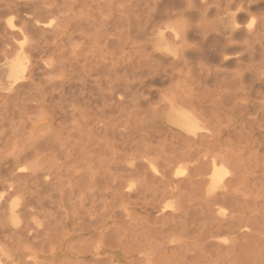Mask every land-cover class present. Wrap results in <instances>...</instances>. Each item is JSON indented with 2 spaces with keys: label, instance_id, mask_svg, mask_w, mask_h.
<instances>
[{
  "label": "bare ground",
  "instance_id": "1",
  "mask_svg": "<svg viewBox=\"0 0 264 264\" xmlns=\"http://www.w3.org/2000/svg\"><path fill=\"white\" fill-rule=\"evenodd\" d=\"M174 1L176 0H141L144 6L148 2V7H139L136 3L137 9L132 11L128 8L129 17L124 16L127 19L121 22L119 18L115 19V0H0V34L2 32V37H6L0 63H11L5 84L9 91L7 98L12 99H0V107L29 106L30 109L33 104L28 105L29 101L28 103H36V107L41 106L42 109L53 103L61 108L58 127L63 129L65 124H69L66 131L69 144L63 162L64 181L60 179L62 176L51 175V170L41 173L36 166L30 165L36 163L34 159L30 158L31 167L21 166L22 162L28 161L26 154L16 153L6 167L0 162V193L4 194L3 201L0 200V262L3 259L7 264H47L49 261L40 256V253L52 249L57 238L61 237H57V233L64 226L71 227L77 237L73 251H77L80 260L75 264H114L115 259L112 257L107 261L100 258L103 250L124 253L128 257H125V264H264V19L255 31L249 30L247 26L243 27L241 23L244 14L252 9L262 10L264 16V7L260 9L259 0H211L215 5L212 13H226L229 16L230 25L220 34L208 24L210 12L204 13L203 18L193 24L196 17L192 8L188 6L187 10L175 13L172 6ZM187 1L189 4L193 3V0ZM236 3L237 6L234 7L233 4ZM133 4L128 6L135 7ZM160 5H164L162 8L165 10L160 26L165 32L155 37L156 32L153 30L149 39L150 47L158 57H162L157 54L158 37L162 38L161 41L167 37L179 47L178 53L167 49L166 53H171V57L162 58L164 62L170 61V72H164L160 76L162 83L172 84L175 76H178V82L173 86L174 90L169 89L172 95L167 98V105L158 106L162 109L159 111L160 116L158 111L152 110L153 112L143 113L147 117L138 118L140 109L138 113L135 111L136 118L133 120L132 117L131 122L121 119L126 122L125 125L117 120L124 129L117 132L115 126L118 123L110 124L112 119L107 122L101 119L107 117L103 114L110 117L112 113L116 114L112 103L116 92L115 34H118L120 28L115 33V27L129 29L143 26V23L140 24L141 20L133 18L143 16V20L145 15L147 18L157 11L161 12L157 10ZM118 9L116 8V12ZM5 15L18 19L20 27L17 28L10 19L2 22ZM137 28L136 30H141ZM126 33L129 35L128 31ZM207 33H211L214 43L204 35ZM228 33L230 35L226 37ZM143 36L139 38L142 39ZM197 38L202 40L203 45L208 42L213 45L208 51L201 47H190V39ZM123 43L122 41V45ZM122 45L118 46L123 47ZM138 51L139 48L136 52ZM31 52L42 55L47 52L58 53L57 59L49 63L46 66L49 68L45 70L48 75L49 72L53 74L52 71L60 70L62 76L52 85L45 82L43 88L37 91L41 87L39 84L35 87L38 93L31 91L34 97L25 90L29 98L24 97L25 95L21 98L20 92L25 84L33 85ZM143 53L145 54L144 51ZM196 55L217 63L219 68L229 69L225 73L220 72L224 73V80H220L224 77L223 74L221 77L215 75L216 78L219 77L217 84L228 88L225 100L218 103L217 108L214 105L210 107L207 103L210 107L207 108L208 111L201 110L202 105L195 107L192 98L190 99L193 95L190 88L196 81L190 76V60ZM137 58L142 61L145 59L139 56ZM152 61L154 62L153 58ZM145 63L150 62L145 59ZM178 65L181 70L174 72ZM1 66L0 64V68ZM145 68L147 64L144 70ZM132 69L135 70L134 67ZM231 69L234 70L230 71ZM1 72L0 70V74ZM151 72L149 71V75ZM143 73L146 72L142 71L139 75H144ZM127 74H130L129 71ZM145 75L148 76V73ZM155 76L156 74L153 77ZM204 78L208 82V75ZM121 91L125 90L122 88ZM125 94L127 97V93ZM253 98H261V102L250 103ZM18 100L26 104H19ZM133 102L132 105L128 103L131 106L138 103L135 106L139 108L140 102ZM221 105L225 106L224 116L228 123L225 129L218 128L222 120L215 116L216 112H220ZM101 107L104 108L103 111L100 110ZM133 108L129 110L132 114L127 113L130 117L133 116ZM2 110L4 111L3 108ZM11 110L12 108L8 113L5 111L6 114L0 112V116L5 114L7 120ZM16 110L14 109L15 114ZM24 110L25 108L23 112ZM14 113L12 110V116ZM189 113L198 115V119L187 118ZM148 117L150 119H146ZM161 117L167 119V122L160 120ZM0 121H3L2 118ZM8 122L11 131L6 130L7 128L3 130L4 124L1 129L12 135L10 139L15 138L16 130L20 131L19 128L14 129L18 120L14 124ZM250 122L260 125L258 135L263 136L255 147H251L246 137V125ZM150 125L154 126L153 129H156L155 126L162 128L166 125V134H159L161 129L158 128L159 131H154L151 135L148 131ZM224 133L230 134L227 138L232 148L227 150L222 147ZM4 134L3 136L6 135ZM60 134L62 133L57 132L56 136ZM231 139L237 142H231ZM5 146L7 148L6 144ZM251 168L255 171L250 188L256 189L254 198L249 196L247 189ZM115 170L118 174L121 173L116 185ZM50 176L54 177L50 179ZM2 179L5 184L1 182ZM60 180L64 184H59ZM29 183L40 190L34 193L35 196L31 194L25 198L23 185ZM49 192L57 197L55 196V202L47 204L45 200L51 201L48 196H52L47 195ZM43 194L46 198L41 196ZM133 201L140 205L139 214L131 215L126 212L125 207ZM18 205L20 214H17ZM117 207L121 211L115 216ZM30 209L38 210L44 215L43 225H33V219L29 215H34V212ZM94 221L97 222L94 224ZM103 221L105 224L96 229V225ZM224 236L229 237L223 240ZM173 242L174 246L166 247ZM87 252H92L88 263ZM19 253L25 255L22 260L14 263ZM49 263L56 264V261Z\"/></svg>",
  "mask_w": 264,
  "mask_h": 264
},
{
  "label": "rangeland",
  "instance_id": "2",
  "mask_svg": "<svg viewBox=\"0 0 264 264\" xmlns=\"http://www.w3.org/2000/svg\"><path fill=\"white\" fill-rule=\"evenodd\" d=\"M177 1H178V3H177ZM196 1L193 0V3L192 4H189V2L187 0H176V1H174V4L172 5L173 8L175 9L174 12L175 13H178V12L182 11L183 9L187 10V8L189 6L190 9L192 8V11L194 12L195 17H196V21L193 24H196L200 19H202L203 16L205 15L204 13H207V12L209 13L210 12V16L208 17V24H210L213 27V29H217L220 34H223V31H224L225 27H227V26L230 25L229 20L225 18V16L226 17H229L228 14H224L225 15L224 16V15H217L215 13H212L215 10V5H213V3L211 2V0L210 1L209 0H196ZM180 2L181 3L183 2L182 3L183 6L181 5ZM133 3H135V4H133ZM136 3H137V5H139V7L144 6L143 5L144 3H141V0H139L138 2H137V0H115V19L116 18H119L121 20V22H122V20L125 21L129 17V13H127V12H130V11H128V10L130 8H131L130 10H132V11H135V9H137V7L135 6ZM120 4L121 5L126 4V5H124L123 8H121V5ZM129 4H131V5L133 4L135 7H133V6L132 7H129L128 6ZM185 4H186L187 7L185 6ZM187 4H189V5H187ZM196 4H198V5H196ZM207 4H208V6H207ZM259 4H260V9H262L264 7V0H259ZM148 5L149 4L147 2L146 6H144V7L146 8V7H148ZM212 6H214V7H212ZM233 6L234 7L237 6V3L236 4H233ZM162 7H164V5H162V6L160 5L157 8V10H160L161 12L157 11L155 14L149 15L147 17V18H149L148 20H150L151 23H150V21L147 20V18H145L146 15H145V17L143 19V20L146 19V21H144L145 23L142 20L143 16H139L140 18L139 17L138 18L137 17L133 18V19H137V20H141L142 21L140 24L143 23L142 24L143 26H140L139 25V26H137L138 28L137 27H134V28H129L128 29V27H126V28L125 27H120V26L117 27L115 25L116 26L115 27V33H116L117 29L120 28V29H118L119 31H117L118 34H115V42H116L115 43V45H116L115 46V50H117V51H115V91L116 92H115V98L113 99L115 101H112V103H113V105H115V108L114 109H116V112H114V113H116V114H113L112 113L111 114V117L109 115H107V114H103V115H105L107 117H102L101 118L102 120H104L106 122L112 119L111 120L112 122L110 124H117L118 122L121 121V119L124 120V121H126V122L130 120V122H131L132 117H134L133 120L136 118V116H134V113L136 115L140 109H141L140 112H139L140 115L138 116V118H141L143 116L145 117L146 115L143 114V113L146 112V111L149 113V112H153V111L156 110V111H158L157 114L159 115V111L162 110L160 107H162V105H167V98L169 99L170 95H172V93H171L170 90L171 89H173V90L175 89L173 86L178 82V76H175V79L173 80L172 84H170L169 82H163V83L161 82L162 81L161 80V77H162L161 75H163L164 72L165 73L170 72V68H171L170 61H168L169 63L168 62H164L162 57L165 56V57L170 58L168 55H166L167 49L170 48L171 50L175 51L174 53H178L179 47L176 46L169 38L164 37L163 38L164 41L160 42V45H158L160 51L157 50V54L160 55V56H162V57H158V56H155L153 54V52L151 50V47H150V41H149L150 36H151V33H153V30L156 32L154 34V36H156L159 33L165 32L160 27L162 25L161 24V20L164 19V15L163 14H165V10L163 11V8ZM116 8L117 9L119 8L117 10V12H116ZM123 13H124V15H123ZM124 16H126L127 18L124 17ZM121 17L123 19H121ZM9 19L12 20L13 24L17 28L20 27V23L17 21L18 19H16L12 15H5V17L2 18L1 21L2 22H5L6 20H9ZM262 19H264L263 11L262 10H256V9L254 10V9H252L251 12H249L247 14H244V17H242V19H241V23L243 24V27L247 26V28L249 30L255 31L257 29V27L259 26L260 21ZM145 24H147V25H145ZM148 24H149V26H148ZM145 26L147 28H145ZM154 27L155 28L157 27L156 30H155ZM136 28L137 29H141V30H139L141 33H139V31L136 30ZM132 29H134V30L132 31ZM127 31L129 32V35L126 33ZM149 31H150V33H149ZM133 32H135L134 33V34H136L135 36H134ZM138 33H139V35L141 34V36H139ZM1 34H2V32H1ZM1 34H0V37H1L2 40H0V44H1L0 45V57H2L4 55V51H3L4 47L3 46H5V42L4 41H6L5 40L6 37L3 38ZM125 35H128V36H125ZM204 35L205 36L207 35L206 37H208V39L210 41L213 40L212 37H211L212 36L211 33H207V34H204ZM142 36H143L144 39L143 38L140 39ZM145 39H146L147 42L145 41ZM122 41L124 42L123 45H122ZM126 41H128L127 44L125 43ZM3 42H4V45H2ZM119 42H121V43H119ZM214 42H215V40H213L212 43H214ZM212 43H210V45H209V42H208L207 45L206 44L203 45L202 44V40H200L199 38H197L195 40L194 39H190L189 46L190 47H192V46L201 47V48L207 50L209 47H211V45H213ZM119 44L122 45L123 47L118 46ZM135 44H137V45H135ZM255 45H257V44L255 43ZM129 46L131 48L132 47H134V48H132V50H131V48H128ZM117 47H119V48H117ZM138 48H139V51L136 52V50H138ZM1 50L3 51V53H2ZM143 51L145 52V54L143 53ZM161 51H162V53H161ZM48 53L49 52H47L46 54L42 55V54H37L35 52H31L30 61H31V66L34 67L33 78H32V81H31V82H33V85L27 86V83L25 84L26 86L23 87L22 91L20 92L21 98L28 97L29 94L32 93L33 91H34L33 92L34 94L35 93H38V92H36V90L37 91H40V88L42 89L43 88V85L46 84L45 82H49L50 83L49 85H52L55 81L60 80V77L62 76L60 70H58V71L56 70L57 71V74H56V71H52L53 74L51 72H49V75H48V72L45 70V68L46 69L49 68V67H46V66L49 65V63H51L52 61H55L57 59V57H58V53H56V54L55 53L53 54V52L49 53V54H52V55H49ZM134 54H136V55H134ZM141 55L143 57H145V59H146L147 62H150V63H145V59ZM138 56H139V58L140 57L143 58V61H142V59L139 60L137 58ZM152 58L154 59V62L152 61ZM202 59H203V57L199 58L196 55L195 57H193V59L190 60L191 68H192V73H191L190 76L191 77H194V79L196 80L192 84V86L190 88L191 89V92L193 94L190 97V99L192 98L193 103L195 104V107H199L200 105H202L201 110H203V109L206 110L209 107L208 104H210V107H211V105H214L217 108L218 105H219L218 103L224 102L225 96H226V92H227L228 88L227 87H224V85H218L217 84L218 81H216V80H218L219 77H221L220 75L223 74L222 76H224L225 71L227 72V70H229V69L219 68L218 65H217V63H212L210 61H206V59H203V60ZM156 60H158V61H156ZM155 61H156V63H155ZM160 61H162L163 63L160 62ZM135 62H136L137 65L136 64L134 65ZM138 62H139V64H138ZM140 62L143 63V65H140L141 64ZM0 64L2 65L1 68H0V70L2 71L1 74H0V99L6 100V99H8L7 98V95L9 94V91L7 90V84H5V81H6V78H7L8 73H9L8 70H10L11 63L10 62H6V63L5 62H1ZM144 64H145V66H144ZM146 64H147V68H145V70H144V67H146ZM149 64H151V65H149ZM138 65H139V67H136ZM155 65H156L157 68L155 67ZM39 66H40V69L42 68V71L39 69ZM132 66L135 68V70L132 69L133 68ZM153 66L156 68V70H155V68ZM161 66L163 67V69H162ZM126 67H128V68H126ZM140 67H141V70L143 72L144 71L146 72V73H143L144 75H141L142 74V71H140ZM125 68H126V71L127 72L125 71ZM152 68H154V70ZM200 68H202V70H200ZM130 69H132L133 71L130 70ZM150 69L152 70V72H151ZM122 70H124V71H122ZM136 70L139 71V73H141V74L139 75V73H137ZM146 70H148V72ZM158 70H159L160 73L158 72ZM178 70L179 71L181 70V66H179V65H178L177 69L174 72H177ZM232 70H234V69H231L230 71H232ZM39 71H41V72H39ZM128 71H129L130 74H127ZM131 71L134 72V74H137V75L131 74L132 73ZM149 71L151 72L150 75H149ZM200 71H202V72H200ZM122 72H124V74ZM220 72H224V73H220ZM147 73H148V76L145 75ZM218 73H220V74H218ZM126 74H127V76L124 77V75H126ZM155 74H156V76L158 74H160V75H158L157 77L156 76L153 77ZM206 74L208 75V78H207V81L208 82H205L204 81L205 80L204 77L207 76ZM130 75L131 76L134 75V76L131 77ZM215 75H219V77L216 78ZM135 76H137V78ZM140 76L142 77V79H141ZM46 77H48V78H46ZM158 77H160V79ZM135 78H136V80H134ZM224 78H225V76L224 77H221L220 80H224ZM126 80L129 83L132 82L133 85H130L131 83L130 84L127 83ZM133 81H135V82H133ZM157 82H159V83H157ZM210 83H211L212 86H210ZM39 84L41 85V87L39 86V88L35 90V87H37ZM121 86H123V87H121ZM130 87L132 89L136 87L137 90L136 89H133L134 91L131 92L132 89H130ZM122 88L125 91H121ZM25 90L27 91V93H29L28 96H26L27 94H26V91ZM128 91H130V92H128ZM117 92H119V94ZM133 92H135V93H133ZM125 93H127V97H126V94ZM129 93H131V94H129ZM178 93H179V95L181 94V92H178ZM34 94H33V97H34ZM136 94H138V95H136ZM22 95H25V96L22 97ZM206 98L208 100H206ZM217 98H218V100H217ZM127 99L128 100H132V102L133 101L134 102H140L139 103L140 104L139 105V108L136 107L138 103L134 104V106H131L132 105V102L131 101H128ZM133 99H135V100H133ZM136 99H137V101H136ZM8 100L12 101V99H8ZM124 100H126V101H124ZM252 100L253 101L250 102V103H256L257 104V103H260L261 102V98H259V99H254L253 98ZM18 101H19V104H23L24 103V102H21L20 103V100H18ZM127 101L130 102L131 105ZM28 102H27L28 105L33 104L32 107H30V109H29V106L28 107L21 106V107H17V108H15L16 106L15 107L14 106H8V107L5 108L4 107L5 105H3V106L0 107V109H1L0 112L1 113H4L5 111L8 113V111L11 108H12L13 113H14V109L15 110L17 109L16 110V114L14 113L13 116H12V110L10 111L11 114H10V117L7 116V120L8 121H11L13 124L15 122H17V120H18L17 123H19V121H20L19 125L17 123H15V127L16 128H14L15 130L19 128L18 131L20 130L19 131L20 134L16 130V137L15 138L12 137L10 139V137L12 135L9 133L11 131V129L9 128V122L5 119L6 112H5V114H4L3 117L0 116V118H2V120H3L2 122L0 121V132H1L0 135L2 136V137L0 136V143H1L0 144V162L3 163L4 167H6L7 163L9 161H11V159L13 158V155H15L16 153H21L23 155L26 154L27 157H28V161L22 162L20 164L21 166L28 167L29 164L31 163V159L32 160L34 159V160H36V163L35 164L32 163L30 165L36 166V168L39 169L41 173H44L46 170H48V171L51 170L50 171L51 172V175H54L55 176V174H56L59 177L62 176V177H60V179L62 178L63 179L62 181H64L65 180V177H64L65 167L63 165V162L65 160V152L67 151V149H68L67 146L69 144V142H67V139H66L67 138L66 131H67V128H68V125L69 124L68 123L65 124L63 126V129H62V127H60V128L58 127V125L60 124V121H61L60 118H59L61 116L59 114L61 112V110H60L61 108L59 106H56V104L54 105L52 103L53 106L51 104H50V106L45 105L41 109V106L40 107H38V106L36 107V103H33V102L28 103ZM114 102H115V104H114ZM121 102H122V104H121ZM24 104H26V103H24ZM47 104H49V103H47ZM205 104L207 105L206 108L204 107ZM6 105H8V104H6ZM64 105L66 106V103ZM67 105H68V103H67ZM118 106L120 108H118ZM158 106H160V107H158ZM57 107H59V108H57ZM66 107H64V108H66ZM123 107H124V109H123L124 112L122 110ZM132 107H134L133 108L134 111H132L133 112V116L131 115V117H130V116H128V114L129 115L132 114L130 112L131 111L130 108L132 109ZM220 107H221V108H219V109H221L220 112L219 113L216 112L215 113V116L217 117V119L222 120V124H218L219 126L218 125L217 126H218V128L220 127L219 129H225L226 127H228V123H226V120L227 119L224 116V114H225V112H224L225 106L224 105H221ZM2 108L4 109V111L2 110ZM24 108H25V110L23 112V109ZM57 109H59V111H55ZM40 110H41V112L39 113ZM100 110L103 111L104 108L101 107ZM118 110H120V111H118ZM17 111L19 113H17ZM207 111H208V109H207ZM128 112H130V113H128ZM220 113H221V116H219ZM119 115H121V116L123 115L124 117H121ZM32 116H34V118ZM17 117H19V118H17ZM186 117L187 118H191V119H195V120L198 119V115L196 116L193 113L187 114ZM30 118L33 119V120L32 121L31 120H28ZM248 118L251 119L250 117H248ZM146 119H150V117H148ZM159 119L167 122V119H165L163 117H161ZM117 120H120V121H117ZM4 121H5V123L6 122H8V123H6V125H5ZM124 121H121V122L123 123ZM126 122H124L123 124L125 125ZM24 123H26V124H24ZM122 123H118L115 126V131H117V132L119 131L120 132V131L124 130L123 128H121L122 126L120 125ZM3 124H4V127H3ZM237 125H238V123H237ZM256 125H257V123H251V122H250V124L247 123V125H246V126H248V127H246V130H245V132L247 133L246 137H247V141L251 143V147H255L257 145L256 142H260L262 140V137H263V136L261 137L260 135H258V131H259L258 127L260 125H257V126ZM21 126L22 127L24 126L23 129L20 128ZM118 126H120V127H118ZM150 126L151 127H149L148 131L151 133V135H152V133H154V131L158 132L159 129H161V131H162V132L160 131L159 134H161V135H162V133L166 134V131H167V126L166 125H163L162 128H159V127L155 126L156 129H153V127H154L153 125H150ZM2 127H3V130L7 128L6 130H8L9 132L6 131V130L3 131L1 129ZM147 127H148V125H147ZM256 127H257L258 130L255 129ZM22 130H23L24 133L21 132ZM4 132H5L6 135L4 134ZM57 132H60L62 134H60L57 137L56 136V133ZM150 133H149V135H150ZM3 134L5 136H3ZM159 134H157V135H159ZM40 135H41V137H40ZM49 136L51 137L50 139H49ZM115 136H117V133H115ZM228 136H230V134L224 133V139L222 141V147L224 149H226V150L229 149V148H232L231 145H230V142H228V138H227ZM7 140H9L8 141V144H7ZM20 142L22 143V145H21ZM48 142L50 143L51 146L50 145L47 146V144H49ZM116 142L117 141L115 140V143ZM231 142H237V141L235 139H231ZM5 144L7 145V148H6ZM31 144H32V147H31ZM53 145H55V146H53ZM53 147H54V149H53ZM251 150H254V149H251ZM62 153H64L63 156H62ZM50 156L53 157V158H51ZM117 158H115V159H117ZM46 162H48V163H46ZM50 163H52V164H50ZM29 167H31V166H29ZM57 173H59V174H57ZM118 173L119 172L118 171L116 172V170H115V185L120 180L118 178V175H120L121 173L120 174H118ZM253 175H255V171L251 168V170L248 173V177H249L248 178V185L249 186H248L247 189H248L249 196H251V197L254 198L256 196V189H250L251 188V185L253 184ZM54 176H52V177L50 176V179H52ZM55 180L57 181V179H55ZM1 182L5 184V182L3 181V179L1 180ZM61 183L62 182L60 180L59 184H61ZM62 184H64V183H62ZM32 185H33L32 183L31 184L29 183L26 186L23 185V188L25 187V195H24L25 198L26 197H30L31 194H34V193H36L37 190H40V188H37L36 189V186H32ZM34 185H35V183H34ZM31 187H33L32 190H31ZM34 187H35V189H34ZM50 192H52V191H50ZM49 193H47V195H52V196H48V197L51 198V201H47L48 199L45 200L47 204H49V202H55V200H56L55 198L57 197L56 194L54 195L53 193H50V194ZM53 195H54V197H53ZM3 196H4V194L1 192L0 193V200L1 201H3V199H4ZM34 196H35V194H34ZM41 196H45V198H46V195H44V194L41 195ZM52 197L54 198L53 201H52ZM43 200H44V198H43ZM45 201H44V203H45ZM133 202H131V204H129V205H127L125 207L126 212H129V214H131V215L134 214V213L139 214L140 211H141L140 210V205L139 204H136L135 201H133ZM36 203H39V201L36 202ZM19 207L20 206L18 205L17 212L20 210ZM87 208H88V206H87ZM31 210H32V212H34V215H29V217L33 219L32 220L33 225L34 226L43 225L44 219H42V218L44 217V215L41 212H37L38 210L30 209V211ZM47 210H48V208H47ZM50 211H52V210H50ZM120 211H121V209H119L118 207L115 208V216L118 215V214H120ZM52 213H54V211ZM17 214H20V213L18 212ZM39 215H41V216H39ZM55 215L57 216L58 214H55ZM37 216H39V217H37ZM93 217H95V216H93ZM52 218H54V216H52ZM89 219H90L89 221L92 220L91 217ZM96 222L97 221H94V224ZM103 224H105V221L100 222L98 225H96L95 228L97 229L98 227L102 226ZM87 230H88V228H87ZM91 230H94V229H91ZM98 231H102V230H98ZM86 232H88V231H86ZM59 236H61V237H59ZM57 237H59V238H57V242L53 245L54 248L52 247V249L50 248L49 251H45L43 253H40V256L45 257V260H47L49 262L52 261V260H55L56 261V264H63V263L66 264L68 262L71 263V264H75L76 261L80 260L79 257H78V255H77V253H76L77 251H73L74 243L77 241V237H76V234L73 233L72 228L71 227H64V226H62V228L57 233ZM228 237L229 236H224L222 239L223 240H226V238H228ZM174 245H175V243L173 242V243H171L169 245H166V247L174 246ZM96 251H97V249H96ZM91 253L92 252H87L86 253V258H87L86 259V262L87 263L89 262L88 260H89V257H91ZM102 253H103L102 254V257H100V258H102L104 261H107L108 259H110L112 257L113 259H115L114 264H117L118 262H122L123 264H125L126 260L128 259V257L124 253H121L118 250L117 251H115V250H103ZM24 255H25V253H21V254L19 253V254H17V256L15 257L14 263H17L20 260H22V258L24 257ZM96 258H98V256ZM49 262H47V264H50ZM0 264H7V262L2 259L1 262H0Z\"/></svg>",
  "mask_w": 264,
  "mask_h": 264
},
{
  "label": "crops",
  "instance_id": "3",
  "mask_svg": "<svg viewBox=\"0 0 264 264\" xmlns=\"http://www.w3.org/2000/svg\"><path fill=\"white\" fill-rule=\"evenodd\" d=\"M224 14H226V13H222V14H220V15H224ZM224 16H225V15H224ZM225 18L229 20L228 17L225 16ZM229 22H230V21H229ZM229 35H230V33H228V35H226V37H229ZM155 37H156V36H155ZM161 39H162L161 37H158V38H157V41H156V49H157L158 51H160L158 45H160V42H162ZM168 50H170V51H172V52H175V51L171 50L170 48H169ZM161 53H162V51H161ZM166 55H168L169 57H171V56H170L171 53H166Z\"/></svg>",
  "mask_w": 264,
  "mask_h": 264
}]
</instances>
